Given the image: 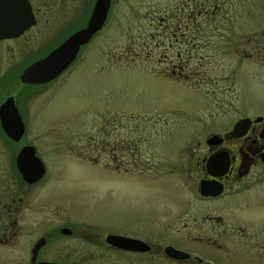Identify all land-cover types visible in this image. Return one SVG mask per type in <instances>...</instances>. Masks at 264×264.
Masks as SVG:
<instances>
[{"label":"flooded vegetation","instance_id":"1","mask_svg":"<svg viewBox=\"0 0 264 264\" xmlns=\"http://www.w3.org/2000/svg\"><path fill=\"white\" fill-rule=\"evenodd\" d=\"M95 1L0 0V16L12 14L15 24L20 22L22 27L9 32L17 34L0 38V264H264L261 113L239 115L227 127L210 132L203 146L190 151L189 167L180 162L178 172L171 170L164 178H154L148 162L118 157L103 162L99 157H83L93 165L114 166L115 173L127 172L121 167L130 162L136 167L148 166L147 174L141 169L131 173L133 180L141 179L148 186L156 179L164 184L172 181L173 192H166L174 195L177 205L165 212L161 221L131 229L114 224L100 227L75 221L70 217V202L66 206L60 202L54 166L59 156V132L53 121L44 123L40 96L76 59L49 82L25 83L21 74L85 27ZM117 2L110 0L105 22L94 35L110 19ZM84 4H91L88 13L80 12ZM218 11L217 2L213 15ZM176 15L181 17L174 18ZM200 15L201 11L195 19ZM191 18V13L166 12L157 20L152 18V24L163 30L170 48H181L186 45L187 19ZM149 36L157 48L156 34L150 31ZM252 40L264 71V36ZM243 55L253 57L252 53ZM157 60L168 67L169 77L184 74L180 51L173 58L160 52ZM240 119H247L240 129L242 134L226 137ZM211 137L214 141L208 142ZM211 156L215 162L208 166ZM170 175L175 179L168 180ZM202 181L220 192L201 194Z\"/></svg>","mask_w":264,"mask_h":264},{"label":"rangeland","instance_id":"2","mask_svg":"<svg viewBox=\"0 0 264 264\" xmlns=\"http://www.w3.org/2000/svg\"><path fill=\"white\" fill-rule=\"evenodd\" d=\"M116 4L105 26L40 100L44 123L53 121L59 132L54 166L58 196L63 205L70 202V217L131 229L161 221L177 205L173 182L156 179L148 186L131 175L137 169L147 174L148 166L130 162L121 167L127 172L115 173L114 166L93 165L83 157L136 159L150 163L154 178L165 177L171 170L177 173L180 162L189 167L190 151L203 146L210 132L239 115H264V71L252 40L264 36V0ZM90 8L84 4L80 12ZM166 12L191 13L185 47L170 48L163 30L153 27L152 18ZM150 31L156 34L157 48ZM177 50L186 69L169 77L168 67L157 58L160 52L173 58ZM245 53L253 57L245 58ZM172 179L174 175L168 176Z\"/></svg>","mask_w":264,"mask_h":264},{"label":"water","instance_id":"3","mask_svg":"<svg viewBox=\"0 0 264 264\" xmlns=\"http://www.w3.org/2000/svg\"><path fill=\"white\" fill-rule=\"evenodd\" d=\"M109 5L110 0H96L87 25L70 34V36L62 42V44L52 50L45 58L25 69L21 74V80L25 83L28 82L36 84L49 82L56 78L63 70L73 63L78 55L80 47L87 44L95 32L103 26ZM11 15L0 16V38L10 36V34H17L18 31L22 30V27L19 28L20 22L15 24L17 19ZM14 30H17V32L9 33ZM246 121L247 119L238 120L234 124L233 130L225 134V136L232 137L242 134L240 129L245 125ZM214 139V137H211L207 141L212 142ZM214 162V157L211 156L208 160V166ZM200 187L201 194L203 195H216L220 192V188H218L217 191H212L211 184L208 181H202Z\"/></svg>","mask_w":264,"mask_h":264}]
</instances>
